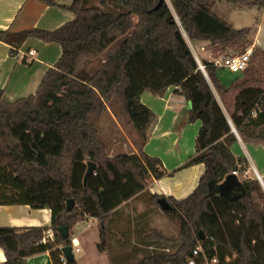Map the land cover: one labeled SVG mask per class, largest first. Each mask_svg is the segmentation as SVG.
<instances>
[{
	"label": "trees",
	"instance_id": "16d2710c",
	"mask_svg": "<svg viewBox=\"0 0 264 264\" xmlns=\"http://www.w3.org/2000/svg\"><path fill=\"white\" fill-rule=\"evenodd\" d=\"M43 1L56 5L55 0ZM159 1L73 0L64 8L75 18L55 30H0V40L11 44L36 36L63 49L35 93L13 102L0 100V205L28 204L52 212L48 226H0L6 255L0 264H26L27 257L48 250L54 264H63L61 248L72 245V239L58 228L68 226L70 232L87 216L99 219L98 248L107 249L113 210L149 193L150 181L165 174L161 159L142 148L155 114L141 95L161 94L170 86L190 103V121H201L195 152L185 166L203 163L205 171L184 199L149 193L150 205L162 209L159 200L165 197L172 206L162 210L178 220L177 250L149 251L167 239L143 224L136 228V239L144 248L130 255L143 254L136 264H189L200 245L207 257L218 259L216 264H264V189L256 177H242L249 163L231 149L237 137L211 83L219 93L229 89L216 65L204 61L209 82L183 33L226 48L245 39L247 30L217 15V0H170L176 15L166 1L156 8ZM227 1L264 6V0ZM240 103L244 116L235 120L236 130L243 139L264 141V89L243 92ZM109 104L119 105L140 135L138 153H107L90 114ZM89 161L97 168L85 185ZM233 171L241 174L239 184L230 193L221 192ZM71 198L74 207L67 210ZM50 229L54 240L46 237Z\"/></svg>",
	"mask_w": 264,
	"mask_h": 264
},
{
	"label": "crops",
	"instance_id": "0c3cea01",
	"mask_svg": "<svg viewBox=\"0 0 264 264\" xmlns=\"http://www.w3.org/2000/svg\"><path fill=\"white\" fill-rule=\"evenodd\" d=\"M55 2L56 5H49L43 0H0V30H55L75 18L73 11L64 8L71 5L73 0ZM213 11L235 28L247 30L246 38L241 40L247 44L246 50L251 49L253 54L257 50L264 52V6L217 0ZM183 33L195 58L202 63H214L233 50L232 45L222 48L209 40L191 39L184 30ZM30 51L34 53L30 54ZM62 51L60 43L36 36L27 38L19 45L0 40V100L13 102L35 93L47 70L61 57ZM224 69L232 73L223 67H216V73L229 91L219 93L211 81L210 83L230 126L235 128V120L244 116V106L240 103L242 93L250 89L261 92L264 89V78H259L256 70L247 69L241 73H232L238 76L228 84L224 80ZM207 79L210 80L209 76ZM141 101L155 114L142 148L147 154L161 159L165 171L161 178L150 181L147 191L178 200L184 199L194 191L205 171L203 163L185 166L195 152V140L201 121L191 123L190 103L176 86H170L161 94L145 91L141 95ZM237 134V141L232 144L231 149L237 157H244L248 161L250 177L254 169L257 171L264 189V141L243 139L238 131ZM137 196L113 210L109 245L104 251L97 247L100 256L106 253L104 264H136L140 259L138 254L130 255L137 253L140 247L144 248L137 242L136 228L145 223L146 217L143 215L136 218L134 206L131 205ZM51 222L50 208H33L28 204L0 205V226H48ZM95 226H98L99 233L96 234L100 238L99 219L96 217L87 216L72 227V244L79 248V252L83 242L80 237H84ZM89 237L91 241H97L98 238L93 233ZM5 261L6 255L0 245V263ZM26 264H54L52 252L48 250L31 255L26 258Z\"/></svg>",
	"mask_w": 264,
	"mask_h": 264
},
{
	"label": "rangeland",
	"instance_id": "374dc122",
	"mask_svg": "<svg viewBox=\"0 0 264 264\" xmlns=\"http://www.w3.org/2000/svg\"><path fill=\"white\" fill-rule=\"evenodd\" d=\"M167 4L173 9L170 0H165ZM176 15V14H175ZM233 50L227 55L231 56L234 54H240L245 52L247 44L245 42L238 41L232 45ZM248 69L256 70V75L259 78H264V52L257 50L255 54H252L251 61ZM225 70V69H224ZM247 71V70H246ZM228 84L232 82L238 75L229 73L227 70L224 71ZM241 73V72H239ZM208 75V73H207ZM208 77V76H207ZM210 82V80H209ZM263 82V81H261ZM264 84V83H263ZM251 99V103L253 101ZM250 103V104H251ZM90 121L98 128L100 137L106 145L107 153L110 156H115L120 153L134 154L138 153L142 139L138 134L137 130L129 120L125 112L119 107V105L109 104L101 110H97L90 114ZM197 121V120H196ZM196 121H191L193 124ZM200 128V126H199ZM195 140V138H194ZM137 151V152H136ZM250 166H248L249 170ZM243 177V176H242ZM252 177H256L254 171H252ZM132 207L135 209V217L145 216L144 225L149 226L147 229L152 231H158L161 233L167 241L162 243H155L151 245V248L147 247L149 251L154 252H168L173 253L177 250L180 245V227L178 220L173 215H167L159 207L150 205L149 193H142L138 195L132 202ZM130 205V206H131ZM82 228V226L80 227ZM76 233V231H75ZM91 233L97 235V241H91L89 237ZM98 226H95L82 238L81 252H74L75 260L77 264H104L106 261V253L100 256L98 252L97 243L99 242ZM139 248V246H137ZM142 253H138V256L142 257Z\"/></svg>",
	"mask_w": 264,
	"mask_h": 264
},
{
	"label": "built area",
	"instance_id": "2783aa9c",
	"mask_svg": "<svg viewBox=\"0 0 264 264\" xmlns=\"http://www.w3.org/2000/svg\"><path fill=\"white\" fill-rule=\"evenodd\" d=\"M33 53H34V51H30V54H33ZM252 54H253V51L251 49H248L245 52L240 53V54H234L231 56H224L220 60L215 61L214 64L216 65V67L226 68L232 73L243 72L249 68V64L251 61ZM196 59H197V62L199 64V68L201 70L205 71L207 74L205 65L198 58H196ZM234 131L237 134V131L235 128H234ZM233 173L235 175H237L238 177H239V175H241L238 171H233ZM254 173L256 175V178L259 181H262L261 176L257 173V171L255 169H254ZM242 176L244 178L250 177L249 170L246 169L242 173ZM46 237L50 240H54V238H55L54 232L48 231V233L46 234ZM44 240H46V238ZM72 246H73V253L79 252V248L77 246H75L73 244H72ZM60 261L63 264H66L68 262V259L66 258V255L62 251V248H61ZM188 263L189 264H216V263H218V259L216 257H214V258L207 257L205 255V253L203 252L202 246L199 245L192 251L191 255L188 258Z\"/></svg>",
	"mask_w": 264,
	"mask_h": 264
},
{
	"label": "water",
	"instance_id": "95a60500",
	"mask_svg": "<svg viewBox=\"0 0 264 264\" xmlns=\"http://www.w3.org/2000/svg\"><path fill=\"white\" fill-rule=\"evenodd\" d=\"M164 1L165 0H160L159 4L157 5L156 8H159ZM176 19H177V17H176ZM203 73L206 77L208 76L205 71H203ZM232 129L234 131L233 126H232ZM96 168H97V163H95L93 161L88 162L87 171H86L85 176H84V184L85 185L87 184L89 177L95 172ZM238 184H239V177L237 175H235L234 173H231V174L227 175L225 180L222 182L220 190L223 193H225V192L230 193ZM74 203H75L74 199H72V198L69 199L67 202V210H72V208L74 207ZM159 203H160L161 208L163 210H168L172 207L171 204L169 203V201L165 197L161 198L159 200ZM58 231L63 235L64 238L69 237L70 232H69L68 226H61L58 228ZM201 235H202V232H201ZM62 251L66 255V258L68 259V261H74L75 260L72 245L63 246Z\"/></svg>",
	"mask_w": 264,
	"mask_h": 264
}]
</instances>
